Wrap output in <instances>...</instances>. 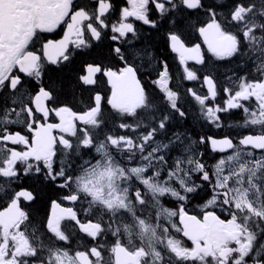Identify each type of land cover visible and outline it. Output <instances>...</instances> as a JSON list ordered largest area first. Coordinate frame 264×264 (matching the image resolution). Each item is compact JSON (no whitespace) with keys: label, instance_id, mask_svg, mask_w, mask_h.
I'll return each instance as SVG.
<instances>
[{"label":"snow or ice","instance_id":"1","mask_svg":"<svg viewBox=\"0 0 264 264\" xmlns=\"http://www.w3.org/2000/svg\"><path fill=\"white\" fill-rule=\"evenodd\" d=\"M126 5L116 14L111 0H0V264H264V0ZM193 13L205 19L187 23ZM136 22L167 25L181 79L199 89L174 88L163 61L153 90L143 85L136 60L149 53L135 47ZM59 28V39L44 35ZM186 28L202 43L187 46ZM204 48L255 76L221 84L189 67L208 62ZM74 55L90 57L74 80L44 82ZM188 107L218 132L170 131ZM234 111L236 135L222 115ZM53 187L34 219L29 208Z\"/></svg>","mask_w":264,"mask_h":264},{"label":"flooded vegetation","instance_id":"2","mask_svg":"<svg viewBox=\"0 0 264 264\" xmlns=\"http://www.w3.org/2000/svg\"><path fill=\"white\" fill-rule=\"evenodd\" d=\"M227 1V0H226ZM77 2H84V0H77ZM113 7L116 9V14H118L119 9L121 7L127 6L126 0H111ZM216 0H204V4L212 5L215 4ZM131 19V18H130ZM197 19H205L202 15L198 17L196 13H193L191 18L187 21V23L195 24ZM135 27L138 29L140 36L139 39L134 41L135 47L141 53L143 50H147L149 55H142L140 58L136 60L137 65L140 67V71L138 73V78L142 81L143 85L149 90H153V86L151 84V80L154 77L153 70L158 67V61L166 62L170 69V75L173 77L172 86L174 88H179L183 91L186 87H196L199 89L200 85L193 81H184L181 79L183 75V67L179 64V57L177 53H174L170 50L166 43L164 29L167 28V25H164V28L160 30L150 29L148 26L141 25L139 22H136ZM188 35L185 36V42L187 46L191 47L195 43H202L198 38V34L193 33L190 29L186 28ZM63 35L62 28L57 29L55 33L49 35V38L59 39ZM104 43H111V41H105ZM207 63L203 66L195 65L193 61H188L189 67L201 68L202 72H211L221 84L225 82L227 76H231L233 73L239 75H246L251 72L252 76H255V70L252 68L250 64L246 65L239 61V58H233L231 61H216L214 58L211 57V54L207 53L206 48L203 49ZM85 52H92L95 55L96 50H85ZM77 57H83L80 55H74V59ZM87 59L90 57L85 55ZM50 66V65H49ZM48 66V67H49ZM162 66V65H159ZM100 87L107 89L106 83L101 85ZM222 102V97H221ZM188 113L194 114V116H189V120L186 118L182 122H173L170 131H187L193 137V139L197 138L201 133H208V134H216L218 130L214 128L204 127L201 128V124L203 121H198L197 117L199 116V112L192 107H188ZM226 125L231 124L233 125V135H236L241 130L235 128V122H242L243 120V113L241 111H234L231 114H222ZM111 126V125H110ZM229 129L226 126L223 130L219 131V135H223L225 132H228ZM203 150V149H201ZM86 151V150H85ZM259 155V152H257ZM88 155L84 156V159H88ZM205 160L211 165L215 162V157L211 154L206 155ZM32 181L26 180L25 184H31ZM39 187V186H38ZM49 193L45 199L44 206L42 204L43 192ZM49 197L52 199L56 197V190L55 188H44L41 192V198L37 200L35 204H32L29 208V211L32 212L34 219H39L45 211L47 210L49 204ZM42 204V205H41ZM166 204L168 207H176L177 205L167 202ZM196 202L194 201L193 204L189 205L188 210L193 212L195 208ZM0 207H6V201L4 199H0ZM194 214V212H193ZM190 246V242H188Z\"/></svg>","mask_w":264,"mask_h":264},{"label":"trees","instance_id":"3","mask_svg":"<svg viewBox=\"0 0 264 264\" xmlns=\"http://www.w3.org/2000/svg\"><path fill=\"white\" fill-rule=\"evenodd\" d=\"M225 2H227L225 0ZM44 35H47L49 37L50 34H44ZM83 59H87L85 56L83 57H77V58H73L72 59V62L69 64V63H65V65H62V66H57V65H50L48 67V71L46 72L45 76H44V82L47 84V83H55L57 89L59 90V87H60V84L61 82H64V83H67L71 80H74L75 79V74H76V69L79 68L80 66V63ZM65 91L67 92H71V88H67ZM85 96H87V93H84ZM76 96L79 98L80 96V92L79 90L77 89L76 91ZM59 100L61 102H66V101H70L71 100V96H65L63 94H61L59 96ZM74 108H79L81 107L82 105L79 104V100L77 99V102L74 103L72 105ZM189 116H194V114L192 113H189L187 119L189 120ZM203 123V122H202ZM49 193L46 194V192L44 191L43 192V198H42V204L44 206V202H45V199L47 197ZM41 204V205H42ZM75 246V245H74Z\"/></svg>","mask_w":264,"mask_h":264}]
</instances>
